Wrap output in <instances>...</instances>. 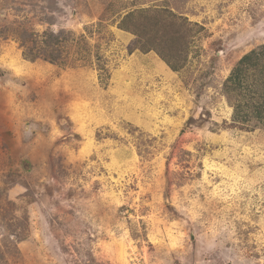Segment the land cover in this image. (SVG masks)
Here are the masks:
<instances>
[{"label": "rangeland", "instance_id": "374dc122", "mask_svg": "<svg viewBox=\"0 0 264 264\" xmlns=\"http://www.w3.org/2000/svg\"><path fill=\"white\" fill-rule=\"evenodd\" d=\"M129 11L180 24L178 70ZM48 29L84 65L24 58ZM262 43L264 0H0V264H264V120L222 92Z\"/></svg>", "mask_w": 264, "mask_h": 264}, {"label": "trees", "instance_id": "16d2710c", "mask_svg": "<svg viewBox=\"0 0 264 264\" xmlns=\"http://www.w3.org/2000/svg\"><path fill=\"white\" fill-rule=\"evenodd\" d=\"M172 20L162 15L152 18V15L129 11L120 18L117 26L136 36V47L143 51L154 49L172 70H178L186 59V42L183 33H177L171 28L181 27ZM161 24L167 28L159 34L157 27ZM72 39L74 36L70 31L48 29L26 33L21 37L19 45L22 47L23 57L30 61L41 59L63 67H74L83 64L85 59L67 49V44ZM99 58L100 55H97L96 59ZM100 61L99 73L108 77L107 68ZM222 92L232 102L233 118L236 121L243 122L250 117L264 120V43L244 53L235 62L222 83Z\"/></svg>", "mask_w": 264, "mask_h": 264}]
</instances>
